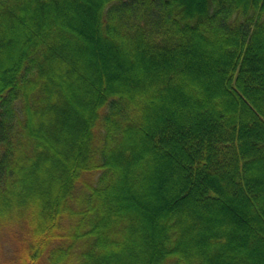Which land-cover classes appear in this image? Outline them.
Instances as JSON below:
<instances>
[{
	"label": "trees",
	"instance_id": "16d2710c",
	"mask_svg": "<svg viewBox=\"0 0 264 264\" xmlns=\"http://www.w3.org/2000/svg\"><path fill=\"white\" fill-rule=\"evenodd\" d=\"M0 264H264V0H0Z\"/></svg>",
	"mask_w": 264,
	"mask_h": 264
},
{
	"label": "rangeland",
	"instance_id": "374dc122",
	"mask_svg": "<svg viewBox=\"0 0 264 264\" xmlns=\"http://www.w3.org/2000/svg\"><path fill=\"white\" fill-rule=\"evenodd\" d=\"M104 56H105V59L107 61L109 59V62L111 63L112 59H111L110 55H106V53H105ZM100 57H101V59L103 58L102 55H100ZM95 62H97V60ZM109 74L116 77L115 84L118 83V82H116L118 78L123 81L122 83L128 84V86H130L131 84H134L135 81L138 83V82H140V80H143V76L142 75H138L137 73H132V72L130 73L128 71H126V72L120 71L119 72V71L115 70L111 66V64H109ZM137 77H138V79H137ZM135 79H137V80H135ZM139 85H140V83H138V86Z\"/></svg>",
	"mask_w": 264,
	"mask_h": 264
}]
</instances>
